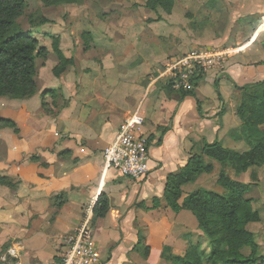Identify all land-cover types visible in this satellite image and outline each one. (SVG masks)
Wrapping results in <instances>:
<instances>
[{
  "label": "crops",
  "instance_id": "1",
  "mask_svg": "<svg viewBox=\"0 0 264 264\" xmlns=\"http://www.w3.org/2000/svg\"><path fill=\"white\" fill-rule=\"evenodd\" d=\"M177 2L183 5L177 14L179 22ZM195 4L199 5L196 16L189 18ZM168 16V41L188 28L194 31L197 46L244 49L231 54L222 69L201 78L194 95L183 96L180 90L166 87L161 76L144 82V76L158 67L167 52H152L158 61L150 62L139 51L141 40L128 38L119 48L134 49L133 56L129 50H120L113 57L105 51L100 59L98 54L84 57L81 46L75 49L81 42L68 43L73 33L67 30V36L59 28V48L73 58L70 67L55 76L59 58L52 42L46 43L47 56L37 64L36 94L27 99H0V117L11 119L19 129L16 133L0 124V174L17 182L15 190L5 186L4 197H0V264H58L64 238L80 227L87 209L103 193L110 208L93 223L101 264H173L164 257L166 248L183 256L198 243L209 252L196 216L167 206L166 182L187 164L191 154L202 152L205 142L217 141L245 152L264 136V126L247 131L237 115L243 92L238 87L264 80V0H175ZM159 42L157 36L151 44ZM84 64L89 71L82 70ZM49 89L57 93L44 96L50 104L44 108L42 97ZM136 112L145 117L143 133L150 143V170L142 180L107 169L103 156L124 119ZM205 161L212 162L214 169L200 175V186L224 192L217 184L223 165L207 157ZM228 174L240 182L255 183L248 197L261 220L248 228L258 237L264 255V194L256 187L259 182L264 184V165ZM189 184L182 187L180 203L196 189ZM58 201H64L61 207L56 206ZM90 217L92 221L93 210ZM15 244L23 246L19 258L8 255L3 261ZM242 252L247 256L250 248Z\"/></svg>",
  "mask_w": 264,
  "mask_h": 264
},
{
  "label": "trees",
  "instance_id": "2",
  "mask_svg": "<svg viewBox=\"0 0 264 264\" xmlns=\"http://www.w3.org/2000/svg\"><path fill=\"white\" fill-rule=\"evenodd\" d=\"M174 4L175 0L146 2L150 10L162 7L168 13L172 12ZM27 7V0H0V99H27L37 92L38 59H44L48 50L41 46L39 38L19 26V19L25 14ZM52 37L55 39L53 50L59 58L53 71L55 76L60 77L73 63V58H67L60 50V37ZM204 76L205 74H200L194 77L193 88L189 91L180 90L182 95H194L198 81ZM238 88L243 90L237 107V115L243 126L247 131L264 126V80ZM48 93L55 95L57 91L49 89L43 94L44 108L47 106L44 96ZM0 124L10 126L19 133L17 124L11 119L0 117ZM205 157L223 165L217 184L224 192L199 188L187 194L180 203L184 185L194 183L203 173L213 172V163H207ZM263 165L264 136L256 139L245 152L226 148L215 141L205 142L200 154H191L180 171L168 176L164 197L167 206L174 211L189 210L196 216L199 228L207 238L209 252L206 253L198 243L192 245L183 256L174 255L166 248L164 257L173 264H264V255L260 254L255 234L248 228L250 223L261 220L259 211L254 208L253 199L248 197L253 183L235 180L225 169L232 168L236 173H243L252 167ZM0 186L15 190L17 182L0 174ZM63 202L58 201L56 206L61 207ZM159 203L156 201L155 206ZM109 208V199L103 193L93 207L92 222L106 216ZM245 247L250 248L247 256L242 252Z\"/></svg>",
  "mask_w": 264,
  "mask_h": 264
},
{
  "label": "rangeland",
  "instance_id": "3",
  "mask_svg": "<svg viewBox=\"0 0 264 264\" xmlns=\"http://www.w3.org/2000/svg\"><path fill=\"white\" fill-rule=\"evenodd\" d=\"M147 0H27L28 7L25 14L19 19V26L24 31L30 32L40 39L41 46L45 47L46 43L55 40L52 36H57L56 30L59 28L63 31H71L73 36L68 37L70 41L79 40L80 44H75V49L81 46L80 52L84 57L97 55L101 58V52L105 51V55L113 57L120 50H129L133 56L134 49H120L119 46L124 44L126 39L141 40L142 45L139 51L147 54L146 58H151L150 62L158 61L152 57V52L157 54L167 52L168 55L162 61L158 62V67L154 68L144 76V82L150 77L154 79L162 77L169 64L181 55H176L200 47L194 39V31L185 29L183 33H174L171 40H167L166 20L169 17L165 8L159 7L156 10H150L146 6ZM199 5H194L189 18H195V11ZM183 5L177 2L175 18L177 22L181 18ZM132 12V13H131ZM67 36L69 32L65 33ZM159 38V44H151L152 39ZM143 39L145 42H143ZM167 40V43H166ZM101 44L105 45L102 47ZM171 48L167 50V46ZM93 49V51H92ZM166 49V50H165ZM39 63L43 62V58L38 59ZM101 62V61H99ZM85 63V62H84ZM70 67V66H68ZM86 67V68H84ZM89 71L87 66L83 65V71ZM162 79L166 80L165 77ZM113 82V81H111ZM108 83V81H104ZM166 87L173 89L171 85ZM101 87V85H100ZM67 101V100H66ZM47 104V108L50 104ZM231 168L228 169V173ZM234 171V170H233ZM198 180V179H197ZM196 180V181H197ZM214 180L210 182L213 184ZM255 183H253L254 185ZM190 187L205 188L200 186V177L196 184H189ZM252 185V188L255 186ZM212 186V185H209ZM256 187L264 194V184L257 183ZM5 186H0V197H4ZM256 241L258 240L256 237ZM262 246L264 247V238L261 237Z\"/></svg>",
  "mask_w": 264,
  "mask_h": 264
},
{
  "label": "built area",
  "instance_id": "4",
  "mask_svg": "<svg viewBox=\"0 0 264 264\" xmlns=\"http://www.w3.org/2000/svg\"><path fill=\"white\" fill-rule=\"evenodd\" d=\"M238 49H217L196 47L174 59L162 74L167 83L175 90L189 91L193 88L192 79L200 74H208L215 69H222L227 59ZM145 117L136 112L127 116L121 124L115 139L103 150L105 167L115 169L122 176L142 180L148 174L149 137L143 133ZM94 207V206H93ZM93 207L87 209L83 223L73 233L64 238V250L59 255L58 264H101V256L95 240L93 222L90 214ZM23 249L15 244L2 257L8 255L19 258Z\"/></svg>",
  "mask_w": 264,
  "mask_h": 264
}]
</instances>
